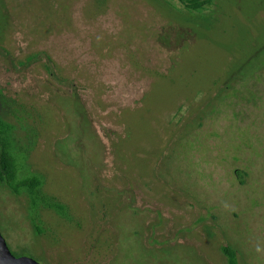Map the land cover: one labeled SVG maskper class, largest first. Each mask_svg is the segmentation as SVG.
<instances>
[{"label":"rangeland","instance_id":"374dc122","mask_svg":"<svg viewBox=\"0 0 264 264\" xmlns=\"http://www.w3.org/2000/svg\"><path fill=\"white\" fill-rule=\"evenodd\" d=\"M0 95L71 218L0 184L16 257L264 264V0H0Z\"/></svg>","mask_w":264,"mask_h":264},{"label":"trees","instance_id":"16d2710c","mask_svg":"<svg viewBox=\"0 0 264 264\" xmlns=\"http://www.w3.org/2000/svg\"><path fill=\"white\" fill-rule=\"evenodd\" d=\"M180 1L188 9L198 12L218 0ZM7 106L8 104L3 102L0 95V184L17 197L23 195L27 197L29 214L34 224L41 210L53 211L61 218L70 220L67 205L56 197L44 193L45 178L34 173L28 165L31 153L37 146L39 135L37 134L36 140L35 136L32 137L35 131L31 130V132L25 131L26 134L21 136L18 127L7 119ZM224 252L230 264H237L235 252L232 249H224Z\"/></svg>","mask_w":264,"mask_h":264},{"label":"water","instance_id":"95a60500","mask_svg":"<svg viewBox=\"0 0 264 264\" xmlns=\"http://www.w3.org/2000/svg\"><path fill=\"white\" fill-rule=\"evenodd\" d=\"M0 264H40L30 257H16L0 232Z\"/></svg>","mask_w":264,"mask_h":264}]
</instances>
